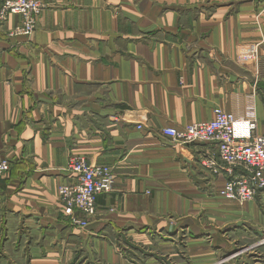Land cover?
<instances>
[{"label":"crops","instance_id":"crops-1","mask_svg":"<svg viewBox=\"0 0 264 264\" xmlns=\"http://www.w3.org/2000/svg\"><path fill=\"white\" fill-rule=\"evenodd\" d=\"M41 1L30 36L0 24L5 264H264V190L226 201L216 147L162 135L217 108L264 135V0ZM72 156L115 177L85 231L60 206Z\"/></svg>","mask_w":264,"mask_h":264},{"label":"built area","instance_id":"built-area-1","mask_svg":"<svg viewBox=\"0 0 264 264\" xmlns=\"http://www.w3.org/2000/svg\"><path fill=\"white\" fill-rule=\"evenodd\" d=\"M45 8L41 0H6L0 3V24L19 16L22 26L11 36L31 35ZM162 135L175 146L216 147L200 163L215 177L226 174L227 180L220 191L226 201L246 204L264 190V135L258 133L254 108L245 117L217 108L211 121L188 124L182 129L166 128ZM9 170V162L0 161V178ZM66 172L67 182L58 188L60 204L73 226L87 229L89 220L97 213V197L113 191V170L91 164L84 157L72 156Z\"/></svg>","mask_w":264,"mask_h":264},{"label":"rangeland","instance_id":"rangeland-1","mask_svg":"<svg viewBox=\"0 0 264 264\" xmlns=\"http://www.w3.org/2000/svg\"><path fill=\"white\" fill-rule=\"evenodd\" d=\"M6 1V0H5ZM3 3V2H2ZM46 6V5H45ZM43 13V12H42ZM41 16V15H40ZM13 17V16H12ZM16 17H19V16H16ZM19 18H21V17H19ZM39 22V21H38ZM22 26V19H21V25L19 26V27H16L11 33H10V36H11V34L12 33H14L15 32V30L16 29H18V28H20ZM37 27H38V25H37ZM36 30H37V28H36ZM35 30V31H36ZM19 35H24V34H19ZM14 36H18V35H14ZM26 36H30V35H26ZM82 157V156H81ZM60 206H61V204H60ZM61 210H62V212L64 213V215L66 216L67 214H66V212H65V210L62 208V206H61ZM96 215H97V213H96ZM96 215L94 216V217H92L90 220H89V226H90V224H91V222H92V220L93 219H95V217H96ZM77 229H79V230H82V231H85V230H87V229H81V228H79V227H76ZM4 240V239H3ZM80 240V239H79ZM93 240V238H92V236H91V234H89V241H92ZM1 241V240H0ZM1 243H3V242H0V245H1ZM3 245V244H2ZM82 252L83 253H85V249H82ZM92 252H93V250H92V248L89 246V255H91L92 254ZM8 255V257L6 256V254L4 255L3 254V250L2 249H0V264H5L7 261H12V260H17V258H18V256L14 253V251L13 250H10L9 251V253L7 254Z\"/></svg>","mask_w":264,"mask_h":264}]
</instances>
